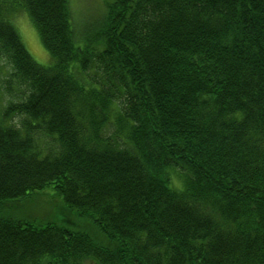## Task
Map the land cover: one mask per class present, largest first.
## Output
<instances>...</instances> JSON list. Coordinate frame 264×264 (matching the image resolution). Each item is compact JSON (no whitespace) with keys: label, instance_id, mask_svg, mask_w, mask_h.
<instances>
[{"label":"trees","instance_id":"1","mask_svg":"<svg viewBox=\"0 0 264 264\" xmlns=\"http://www.w3.org/2000/svg\"><path fill=\"white\" fill-rule=\"evenodd\" d=\"M103 1L0 0V264H264V0Z\"/></svg>","mask_w":264,"mask_h":264},{"label":"rangeland","instance_id":"2","mask_svg":"<svg viewBox=\"0 0 264 264\" xmlns=\"http://www.w3.org/2000/svg\"><path fill=\"white\" fill-rule=\"evenodd\" d=\"M11 2V0H7ZM74 13L76 11L77 18H89L91 16H95L100 12L103 8V0H71ZM8 17L12 20V22L17 27L20 35L26 44V47L35 58V60L41 64H49L51 60L50 53L48 49L45 47L42 42L39 32L35 25L33 24L31 17L28 11L23 6L14 7L12 10L8 11ZM12 70V65L6 58L0 59V112L9 103L10 100L16 99L14 95H11L5 87V80L8 77L9 73ZM14 123L20 122V117L13 119ZM44 142H50L49 138H44ZM175 175V182L180 184L179 174ZM53 193L52 189H46L43 193L35 192L29 194L27 197H22L18 200V207H16V212L18 213V209L22 215L27 213L32 214V216L39 218H43L45 216H50V218L54 217V220H60V218H64L70 220V224H73L75 219H77L78 223H81V219L83 217L77 216L75 217L73 211L70 210L64 203L62 202L60 197H52ZM15 212V213H16ZM88 220L85 218V223ZM82 224V223H81Z\"/></svg>","mask_w":264,"mask_h":264}]
</instances>
